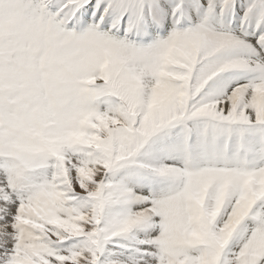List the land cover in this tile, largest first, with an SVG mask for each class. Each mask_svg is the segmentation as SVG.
Here are the masks:
<instances>
[{
  "label": "snow or ice",
  "instance_id": "1",
  "mask_svg": "<svg viewBox=\"0 0 264 264\" xmlns=\"http://www.w3.org/2000/svg\"><path fill=\"white\" fill-rule=\"evenodd\" d=\"M0 264H264V0H0Z\"/></svg>",
  "mask_w": 264,
  "mask_h": 264
}]
</instances>
